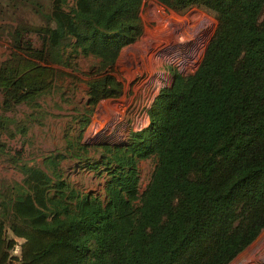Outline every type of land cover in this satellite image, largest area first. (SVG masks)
<instances>
[{
	"label": "trees",
	"instance_id": "trees-1",
	"mask_svg": "<svg viewBox=\"0 0 264 264\" xmlns=\"http://www.w3.org/2000/svg\"><path fill=\"white\" fill-rule=\"evenodd\" d=\"M25 1L44 23L12 31L18 62L0 67L4 112L29 104L36 113L63 74L55 66L74 68L79 56L100 60L88 82L91 113L122 97L116 65L144 33V0H45L48 9ZM191 1L219 15L215 34L195 74L160 91L148 128L89 165L107 174L105 201L63 180L61 163L89 153L82 135L43 167L13 157L24 179L0 191V264H231L261 235L264 0ZM0 130L13 138L28 129L2 116ZM152 157L157 166L141 194L138 163ZM17 238L21 254L13 256Z\"/></svg>",
	"mask_w": 264,
	"mask_h": 264
},
{
	"label": "rangeland",
	"instance_id": "rangeland-1",
	"mask_svg": "<svg viewBox=\"0 0 264 264\" xmlns=\"http://www.w3.org/2000/svg\"><path fill=\"white\" fill-rule=\"evenodd\" d=\"M35 1L48 9L47 1ZM25 2L0 0V67L18 62L11 41L13 30L44 23L36 8ZM73 2L70 0V5ZM141 18L142 37L123 49L116 65L115 75L124 85L122 97L102 101L90 112L88 82L100 63L94 56L77 57L71 69L55 66L63 74L57 73L36 113L29 104L4 112L0 95V117L18 120L28 129L25 136L15 134L13 138L0 130V191L24 179L13 160L17 153H22L19 165L43 167L44 158L50 154H70V144L82 135L89 153L84 159L68 156L61 163L63 180L83 194L106 200L107 174L100 175L89 165L101 164L108 156L105 147H125L132 134L148 128V111L160 91L171 88L178 75L188 78L195 74L219 22L216 12L191 0H144ZM31 40L41 45L38 37ZM19 65L24 67L26 62L22 60ZM9 128L15 133L14 125ZM156 166L155 157L139 161L141 194L147 190ZM16 242L12 254L20 256L23 240L17 238ZM231 264H264V230Z\"/></svg>",
	"mask_w": 264,
	"mask_h": 264
}]
</instances>
